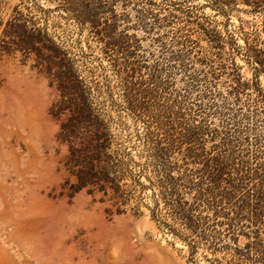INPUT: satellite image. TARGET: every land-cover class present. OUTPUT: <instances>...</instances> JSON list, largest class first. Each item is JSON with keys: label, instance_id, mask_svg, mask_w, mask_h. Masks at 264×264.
<instances>
[{"label": "rangeland", "instance_id": "1", "mask_svg": "<svg viewBox=\"0 0 264 264\" xmlns=\"http://www.w3.org/2000/svg\"><path fill=\"white\" fill-rule=\"evenodd\" d=\"M152 1L0 0V264H255L256 251H234L249 241L234 244V173L216 192L230 193L217 195V217L204 212L195 244L153 220L159 196L144 186L158 168L145 133L157 122L129 105L127 81L161 82L160 104H200L215 143L254 166V153L264 152V113L250 89L233 87L251 80L264 93L248 52L264 54V0ZM120 37L157 66L153 84L148 68L126 79ZM62 73L106 124L109 166L125 173L114 196L79 188L53 108Z\"/></svg>", "mask_w": 264, "mask_h": 264}, {"label": "trees", "instance_id": "2", "mask_svg": "<svg viewBox=\"0 0 264 264\" xmlns=\"http://www.w3.org/2000/svg\"><path fill=\"white\" fill-rule=\"evenodd\" d=\"M149 4L155 5L156 2L149 0ZM169 5L175 6V3ZM192 7L188 6L187 10L193 11ZM124 38L117 41L122 42L123 61L120 65H123L126 79L148 68L152 71L153 84L160 74L159 69L149 59L139 60L137 53L129 50ZM248 52L257 64L256 77L264 76L263 51L250 48ZM66 80V73H62L58 85L60 97L53 108L54 114L63 119L61 137L68 144L71 158L78 168L79 188L89 187L88 193L92 195L114 196L121 190L119 181L125 173L120 177L109 166L108 161L114 156L107 152L110 138L106 124L94 113L79 83L75 80L70 85ZM127 82L129 105L142 113L155 115L157 122V127L152 126L145 133L148 157L158 168L151 171L152 175L147 177L149 183L144 186V189L153 190V196H159L153 201V220L176 237L195 244L206 219L204 212L217 217V208L222 202L218 196L227 199L230 193L223 189L217 196L216 192L223 182L230 184L234 173V244L240 237L249 240L243 248L234 251L238 255H247L254 250L255 264H264V247L261 246L264 241V152L257 150L254 153V166L235 150L233 159L230 149H221L215 143L216 137L208 130L200 104L194 102L187 106L184 101L172 98L160 104L156 99L162 97L161 82L153 86L146 80ZM233 88L236 93L250 89L257 109L264 113V93L257 83L235 79ZM141 94L143 97H139ZM244 226L248 232L242 230ZM193 246L192 258L197 248V245Z\"/></svg>", "mask_w": 264, "mask_h": 264}]
</instances>
